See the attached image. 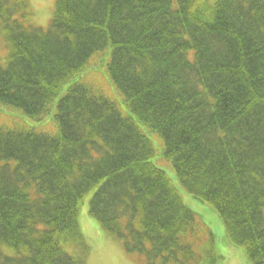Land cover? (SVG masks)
Instances as JSON below:
<instances>
[{
    "label": "trees",
    "instance_id": "16d2710c",
    "mask_svg": "<svg viewBox=\"0 0 264 264\" xmlns=\"http://www.w3.org/2000/svg\"><path fill=\"white\" fill-rule=\"evenodd\" d=\"M27 7L0 0V114L24 123H0V264H85L87 195L143 264H216L156 154L264 264V0H55L46 29ZM94 55L117 99L82 81Z\"/></svg>",
    "mask_w": 264,
    "mask_h": 264
},
{
    "label": "rangeland",
    "instance_id": "374dc122",
    "mask_svg": "<svg viewBox=\"0 0 264 264\" xmlns=\"http://www.w3.org/2000/svg\"><path fill=\"white\" fill-rule=\"evenodd\" d=\"M53 7L54 0H28L27 9L32 13L30 14L29 24L34 27L45 28L52 15ZM99 64L100 60L98 58L93 59L87 67L91 71L89 73L85 72L82 75V81L91 84L97 90L108 93L112 98L117 99V93L113 90L107 77L103 78L99 74V69L102 73L104 72L103 68L99 67ZM77 76H75V79ZM6 111L4 112L8 113V110ZM0 123L24 124L14 116L10 117L8 114H0ZM145 133L151 137L154 149L159 150L156 140L152 137L153 135L149 132ZM161 160L163 159L158 154L151 159L157 167L166 173L172 184L177 188L184 206L195 213L197 220L211 233L212 246L214 247L215 255L219 257L216 264H252L244 254L242 248L231 244L225 238L224 226L216 211L209 204L194 199L185 191L176 181L170 165L164 160ZM89 198L90 195L84 198L77 215L79 232L85 244L84 250L78 251L84 256L86 264H142V259L139 255L125 252L122 244L119 241L111 239L99 227L97 221L89 215ZM195 248L200 251L198 243Z\"/></svg>",
    "mask_w": 264,
    "mask_h": 264
}]
</instances>
